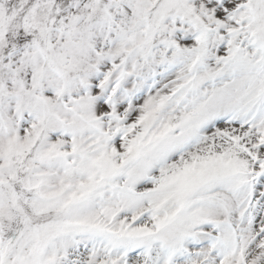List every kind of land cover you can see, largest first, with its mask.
<instances>
[{"label":"snow or ice","instance_id":"snow-or-ice-1","mask_svg":"<svg viewBox=\"0 0 264 264\" xmlns=\"http://www.w3.org/2000/svg\"><path fill=\"white\" fill-rule=\"evenodd\" d=\"M0 264H264V0H0Z\"/></svg>","mask_w":264,"mask_h":264}]
</instances>
